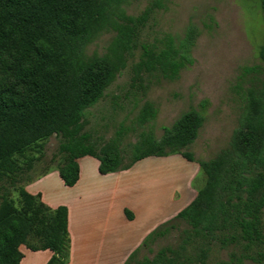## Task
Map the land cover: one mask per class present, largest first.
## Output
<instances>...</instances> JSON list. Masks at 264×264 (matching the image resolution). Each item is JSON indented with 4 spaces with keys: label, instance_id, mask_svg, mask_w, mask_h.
I'll use <instances>...</instances> for the list:
<instances>
[{
    "label": "trees",
    "instance_id": "obj_1",
    "mask_svg": "<svg viewBox=\"0 0 264 264\" xmlns=\"http://www.w3.org/2000/svg\"><path fill=\"white\" fill-rule=\"evenodd\" d=\"M127 1L0 0V176L15 175L19 171L16 155L58 134L70 137L60 147L65 158L57 169L68 187L78 181L77 161L85 156L98 160L101 175L174 153L193 161L183 150L196 139L204 122L203 114L195 109L183 112L159 139L140 134L126 152V163L114 145L106 143L95 150L79 133L84 111L100 100L119 69V56H87L86 48L107 28L118 31L116 49L127 46L133 21L124 9ZM259 1L264 13V0ZM189 39L188 33L180 47L164 58L188 60L184 52ZM259 57L264 61V46ZM245 98L228 146L200 162L204 185L177 214L191 230L184 232L176 250L167 248L138 264H193L187 251L193 237L233 227L245 251L264 243V85L249 87ZM153 113L145 104L139 122H146ZM18 194L19 208L7 196L0 202V264H19L23 245L32 251H51L46 264H65L69 252L66 207L52 209L40 195L23 188ZM246 257L261 262L264 252Z\"/></svg>",
    "mask_w": 264,
    "mask_h": 264
},
{
    "label": "rangeland",
    "instance_id": "obj_2",
    "mask_svg": "<svg viewBox=\"0 0 264 264\" xmlns=\"http://www.w3.org/2000/svg\"><path fill=\"white\" fill-rule=\"evenodd\" d=\"M124 9L133 20L127 46L116 49L118 31L107 28L86 48L87 56H119V69L100 100L84 111L79 133L95 150L110 143L126 159L128 148L140 134L159 139L163 129L183 112L200 111L203 125L183 150L192 155V162L174 153L146 158L128 168L138 185L161 187L163 196L183 205L204 185L200 162L228 146L247 89L264 85V61L259 57L264 46V13L259 0H128ZM188 33L184 52L188 60L164 58L180 47ZM145 104L154 113L140 123ZM69 140L66 135H51L16 155L19 171L0 176V202L7 196L19 208L18 190L57 170L65 158L60 147ZM175 208L133 252L129 264L151 260L162 250L180 246L184 232L191 227L177 217L183 208ZM262 224L264 230V211ZM243 246L233 227L208 237H193L187 251L193 264H264L246 257L264 252V243L249 251Z\"/></svg>",
    "mask_w": 264,
    "mask_h": 264
},
{
    "label": "crops",
    "instance_id": "obj_3",
    "mask_svg": "<svg viewBox=\"0 0 264 264\" xmlns=\"http://www.w3.org/2000/svg\"><path fill=\"white\" fill-rule=\"evenodd\" d=\"M77 162L79 179L74 186H65L53 170L25 189L32 195L40 194L42 202L52 209L66 207L69 252L65 264H124L169 217L171 209L190 202L181 205L169 195L163 196L161 187L138 185L131 169L101 175L99 162L93 157ZM20 251L23 257L19 264H46L52 256L49 250L32 251L24 245Z\"/></svg>",
    "mask_w": 264,
    "mask_h": 264
}]
</instances>
